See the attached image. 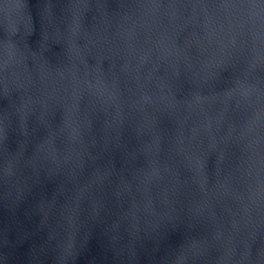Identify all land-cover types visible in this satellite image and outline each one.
<instances>
[{"label":"water","instance_id":"1","mask_svg":"<svg viewBox=\"0 0 264 264\" xmlns=\"http://www.w3.org/2000/svg\"><path fill=\"white\" fill-rule=\"evenodd\" d=\"M0 264H264V0H0Z\"/></svg>","mask_w":264,"mask_h":264}]
</instances>
